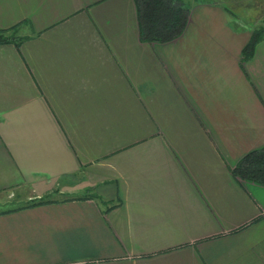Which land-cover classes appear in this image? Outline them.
Masks as SVG:
<instances>
[{"label": "crops", "instance_id": "1", "mask_svg": "<svg viewBox=\"0 0 264 264\" xmlns=\"http://www.w3.org/2000/svg\"><path fill=\"white\" fill-rule=\"evenodd\" d=\"M246 1L148 42L133 0H0V192L64 194L0 213V264H264V185L230 173L264 145Z\"/></svg>", "mask_w": 264, "mask_h": 264}, {"label": "trees", "instance_id": "2", "mask_svg": "<svg viewBox=\"0 0 264 264\" xmlns=\"http://www.w3.org/2000/svg\"><path fill=\"white\" fill-rule=\"evenodd\" d=\"M139 38L143 41L167 42L176 38L183 30L189 5L184 0H133ZM14 24L6 29H0V44L11 43L18 46L24 39L17 36ZM264 36V28H252L246 43L240 50V62L248 60L255 45ZM230 173L233 177L241 181H251L264 185V145L251 149L244 153L231 168ZM89 194V197H92ZM53 200L41 196L28 198L19 206L0 210V213L13 211L16 209L49 203Z\"/></svg>", "mask_w": 264, "mask_h": 264}, {"label": "rangeland", "instance_id": "3", "mask_svg": "<svg viewBox=\"0 0 264 264\" xmlns=\"http://www.w3.org/2000/svg\"><path fill=\"white\" fill-rule=\"evenodd\" d=\"M185 2L188 3V5H193L194 2H200V1H210V0H184ZM228 1V0H225ZM233 1V0H232ZM236 2H238V4H246V0H235ZM264 1V0H262ZM239 8H241V6H237ZM246 7V6H245ZM241 8V12L244 14L245 12H247L246 8ZM252 27L256 28V27H263L264 28V16L261 18L257 17L256 19H254L253 23H252ZM30 193V192H29ZM68 193H65V195ZM23 193H19V192H14V191H3L0 192V210H4L7 208H12L15 206H19L21 204H23L25 202V200H27V198H25V196H23ZM64 194H61L59 192V186H56L55 188L47 191V192H43L40 195L37 196H29L28 198H34V197H43L46 199H50V200H55V199H59L61 197H63Z\"/></svg>", "mask_w": 264, "mask_h": 264}]
</instances>
